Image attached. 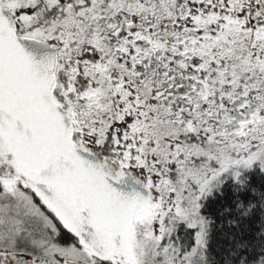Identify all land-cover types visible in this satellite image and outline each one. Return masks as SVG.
<instances>
[{
    "label": "snow or ice",
    "instance_id": "6c2138e0",
    "mask_svg": "<svg viewBox=\"0 0 264 264\" xmlns=\"http://www.w3.org/2000/svg\"><path fill=\"white\" fill-rule=\"evenodd\" d=\"M0 264H264V0H0Z\"/></svg>",
    "mask_w": 264,
    "mask_h": 264
}]
</instances>
